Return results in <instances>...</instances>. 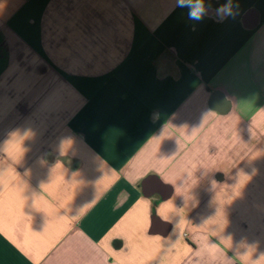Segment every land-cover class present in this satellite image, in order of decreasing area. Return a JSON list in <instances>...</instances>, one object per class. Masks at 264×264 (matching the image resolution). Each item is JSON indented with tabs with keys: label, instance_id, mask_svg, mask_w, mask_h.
Masks as SVG:
<instances>
[{
	"label": "crops",
	"instance_id": "obj_1",
	"mask_svg": "<svg viewBox=\"0 0 264 264\" xmlns=\"http://www.w3.org/2000/svg\"><path fill=\"white\" fill-rule=\"evenodd\" d=\"M0 0V264H264V0Z\"/></svg>",
	"mask_w": 264,
	"mask_h": 264
},
{
	"label": "clouds",
	"instance_id": "obj_2",
	"mask_svg": "<svg viewBox=\"0 0 264 264\" xmlns=\"http://www.w3.org/2000/svg\"><path fill=\"white\" fill-rule=\"evenodd\" d=\"M176 7L188 8V19L194 22H200L207 15V8L204 0H176ZM232 0H226V3L221 5L216 10V15L219 21L234 16Z\"/></svg>",
	"mask_w": 264,
	"mask_h": 264
}]
</instances>
